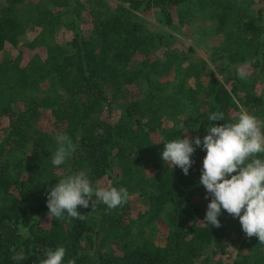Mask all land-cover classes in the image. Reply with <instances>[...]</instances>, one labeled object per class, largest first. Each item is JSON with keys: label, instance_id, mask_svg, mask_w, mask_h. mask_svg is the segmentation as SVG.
<instances>
[{"label": "trees", "instance_id": "1", "mask_svg": "<svg viewBox=\"0 0 264 264\" xmlns=\"http://www.w3.org/2000/svg\"><path fill=\"white\" fill-rule=\"evenodd\" d=\"M152 11L169 27L178 14L187 28L209 13L226 80L150 28L141 15ZM263 18L255 0H0V52L17 50L0 59V264L19 251L21 264H42L60 246L63 264H264V242L238 218L223 211L221 227L204 223L206 152L193 155L189 175L162 159L164 143L203 138L214 112L226 118L215 125L241 110L264 122ZM62 133L77 151L54 167ZM80 171L126 188L128 202L50 218L47 193Z\"/></svg>", "mask_w": 264, "mask_h": 264}, {"label": "clouds", "instance_id": "2", "mask_svg": "<svg viewBox=\"0 0 264 264\" xmlns=\"http://www.w3.org/2000/svg\"><path fill=\"white\" fill-rule=\"evenodd\" d=\"M244 71H238L241 79ZM208 119L212 122L201 138H177L164 143L162 159L171 167H179L185 175L190 174L193 155L199 149L206 152L199 184L211 197L207 205L205 222L209 227H221L219 217L226 211L238 218L247 237L257 236L264 242V122L255 115L241 110L235 123L220 125L225 121L223 112H214ZM181 127H184L181 124ZM56 148L51 154L54 167L65 165L77 151V145L66 133L55 138ZM206 196V199L208 198ZM130 193L124 187H100L90 181L84 171L60 178L47 193L50 218L70 217L83 219L79 207L92 209L103 204L107 209H116L128 202ZM42 264H63L66 249H46ZM26 259L23 251L13 256L15 264ZM69 264H74L69 261Z\"/></svg>", "mask_w": 264, "mask_h": 264}, {"label": "rangeland", "instance_id": "3", "mask_svg": "<svg viewBox=\"0 0 264 264\" xmlns=\"http://www.w3.org/2000/svg\"><path fill=\"white\" fill-rule=\"evenodd\" d=\"M257 7L260 6L264 8V0H255ZM147 22V25L165 36L172 37L176 40L175 44L180 46L185 52H189L193 49L199 57H202L207 62V69L213 70L221 81H225L227 78V72L221 70L222 61L216 60L217 56H214L212 48L215 45L220 46L222 41V36L216 32H210L212 30V22L210 14L203 12L198 16L197 22L187 28L182 25L179 21L178 14L175 15V24L171 27L167 26L161 19L157 11H152L149 14L141 15ZM264 23V18H263ZM36 32H30L24 42L30 41ZM72 33H67L66 35H61L60 39L64 42L66 39L70 38ZM16 56L17 50L9 47L5 52H0V59L6 55ZM28 54V53H27ZM135 208L141 205L137 201H133Z\"/></svg>", "mask_w": 264, "mask_h": 264}]
</instances>
